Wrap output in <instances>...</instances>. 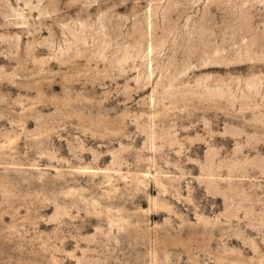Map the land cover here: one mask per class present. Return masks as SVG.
Instances as JSON below:
<instances>
[{
    "label": "rangeland",
    "instance_id": "obj_1",
    "mask_svg": "<svg viewBox=\"0 0 264 264\" xmlns=\"http://www.w3.org/2000/svg\"><path fill=\"white\" fill-rule=\"evenodd\" d=\"M0 264H264V0H0Z\"/></svg>",
    "mask_w": 264,
    "mask_h": 264
}]
</instances>
